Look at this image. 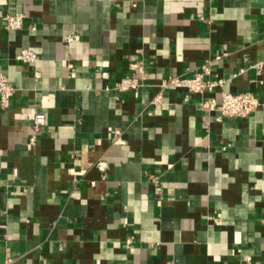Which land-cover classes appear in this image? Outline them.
I'll use <instances>...</instances> for the list:
<instances>
[{
	"label": "crops",
	"instance_id": "1",
	"mask_svg": "<svg viewBox=\"0 0 264 264\" xmlns=\"http://www.w3.org/2000/svg\"><path fill=\"white\" fill-rule=\"evenodd\" d=\"M26 47L36 63L17 59ZM138 59L145 85L115 90ZM208 61L225 79L211 95L252 91L256 112L160 91ZM260 61L264 0H0V72L16 88L0 104V264H264Z\"/></svg>",
	"mask_w": 264,
	"mask_h": 264
},
{
	"label": "built area",
	"instance_id": "2",
	"mask_svg": "<svg viewBox=\"0 0 264 264\" xmlns=\"http://www.w3.org/2000/svg\"><path fill=\"white\" fill-rule=\"evenodd\" d=\"M24 14L7 15L4 17V26L7 29H19L23 27ZM17 59L36 63L39 60V54L33 48H22L17 54ZM258 70L264 68V61L255 64ZM130 73L118 80L114 86L115 90L125 92L129 90H137L145 85V65L141 59L136 60L130 65ZM211 74V62H205L201 69L196 71L192 76L169 75L161 80L159 87L160 91L166 89H182L189 93L199 92L202 94V106L208 110L220 111L219 117H247L258 110L261 105V100L257 94L252 91H221V100L217 101L211 93L218 87H222L225 79H213ZM16 88L11 83L7 74L0 72V104L2 108H7L10 105V100L15 93ZM47 123V115L44 111H38L34 114L30 143H36L38 136L43 131ZM121 131H115V141L120 138ZM101 167V162L98 164ZM154 192L161 196L164 191L163 183L159 176L151 174L149 176ZM131 242V238H129ZM249 258V257H248ZM250 259V258H249Z\"/></svg>",
	"mask_w": 264,
	"mask_h": 264
}]
</instances>
